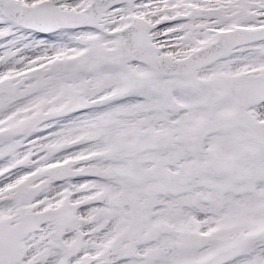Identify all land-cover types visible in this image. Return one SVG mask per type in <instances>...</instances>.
Segmentation results:
<instances>
[{
	"label": "snow or ice",
	"instance_id": "1",
	"mask_svg": "<svg viewBox=\"0 0 264 264\" xmlns=\"http://www.w3.org/2000/svg\"><path fill=\"white\" fill-rule=\"evenodd\" d=\"M0 264H264V0H0Z\"/></svg>",
	"mask_w": 264,
	"mask_h": 264
}]
</instances>
